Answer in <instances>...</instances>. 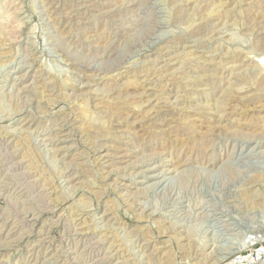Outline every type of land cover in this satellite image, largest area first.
I'll return each mask as SVG.
<instances>
[{
  "label": "rangeland",
  "instance_id": "obj_1",
  "mask_svg": "<svg viewBox=\"0 0 264 264\" xmlns=\"http://www.w3.org/2000/svg\"><path fill=\"white\" fill-rule=\"evenodd\" d=\"M254 243L264 0H0V264H229Z\"/></svg>",
  "mask_w": 264,
  "mask_h": 264
},
{
  "label": "built area",
  "instance_id": "obj_2",
  "mask_svg": "<svg viewBox=\"0 0 264 264\" xmlns=\"http://www.w3.org/2000/svg\"><path fill=\"white\" fill-rule=\"evenodd\" d=\"M229 264H264V244L254 243L250 249L234 254Z\"/></svg>",
  "mask_w": 264,
  "mask_h": 264
},
{
  "label": "bare ground",
  "instance_id": "obj_3",
  "mask_svg": "<svg viewBox=\"0 0 264 264\" xmlns=\"http://www.w3.org/2000/svg\"><path fill=\"white\" fill-rule=\"evenodd\" d=\"M22 80V79H21ZM59 141V140H58ZM57 145V144H56ZM249 239H250V237H249Z\"/></svg>",
  "mask_w": 264,
  "mask_h": 264
}]
</instances>
